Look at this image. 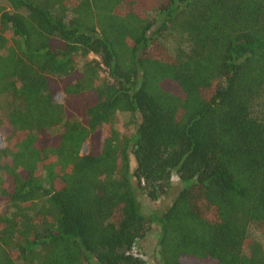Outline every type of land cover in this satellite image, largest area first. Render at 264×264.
I'll return each mask as SVG.
<instances>
[{
	"label": "trees",
	"instance_id": "16d2710c",
	"mask_svg": "<svg viewBox=\"0 0 264 264\" xmlns=\"http://www.w3.org/2000/svg\"><path fill=\"white\" fill-rule=\"evenodd\" d=\"M3 125L0 264H264V0H0Z\"/></svg>",
	"mask_w": 264,
	"mask_h": 264
},
{
	"label": "rangeland",
	"instance_id": "374dc122",
	"mask_svg": "<svg viewBox=\"0 0 264 264\" xmlns=\"http://www.w3.org/2000/svg\"><path fill=\"white\" fill-rule=\"evenodd\" d=\"M56 103H62V95L56 94L54 97ZM114 128L120 136L127 137L131 134L132 126L128 123V117L126 114H117L114 120ZM58 129L55 131L57 132ZM10 135V129L7 125L0 127V149L4 147L6 138ZM87 145L84 144L80 150V154H84L87 150ZM180 189V184L174 176L169 180V184L165 189L163 195L159 197L156 201L151 202L145 198L138 197V203L141 210V213L145 216L151 212L161 213L158 214L157 218L161 216L167 206L171 203V200L176 196L177 192ZM158 228L153 225L151 230L146 234V236L138 241L133 251L141 256L146 264H157V258L155 255V244Z\"/></svg>",
	"mask_w": 264,
	"mask_h": 264
}]
</instances>
